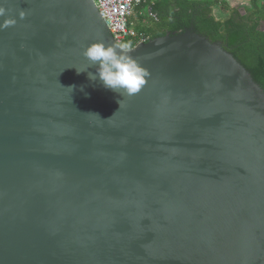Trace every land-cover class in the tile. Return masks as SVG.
<instances>
[{
  "label": "water",
  "instance_id": "95a60500",
  "mask_svg": "<svg viewBox=\"0 0 264 264\" xmlns=\"http://www.w3.org/2000/svg\"><path fill=\"white\" fill-rule=\"evenodd\" d=\"M0 5V264H264V90L219 42L138 43L121 97L93 0Z\"/></svg>",
  "mask_w": 264,
  "mask_h": 264
},
{
  "label": "trees",
  "instance_id": "16d2710c",
  "mask_svg": "<svg viewBox=\"0 0 264 264\" xmlns=\"http://www.w3.org/2000/svg\"><path fill=\"white\" fill-rule=\"evenodd\" d=\"M240 1L232 5L229 0H142L128 18L135 36L118 45L127 43L131 49L189 30L211 43L219 42L264 90V0ZM147 9L156 21L145 14Z\"/></svg>",
  "mask_w": 264,
  "mask_h": 264
},
{
  "label": "clouds",
  "instance_id": "9594fccd",
  "mask_svg": "<svg viewBox=\"0 0 264 264\" xmlns=\"http://www.w3.org/2000/svg\"><path fill=\"white\" fill-rule=\"evenodd\" d=\"M9 11L6 6L0 5V18L6 17ZM18 15L20 19H24L26 12L21 10ZM15 23V18L8 17L0 24V28L9 27ZM81 54L89 62L87 70L95 69V72H88L89 79L98 80L106 89L112 90L121 97H131L137 94L145 83L144 77L147 73L139 62L129 54L127 43L113 46L96 42L85 47ZM84 71L86 70H77V73ZM121 100L118 101L119 109ZM92 114L99 118L98 114ZM112 116L106 120H110Z\"/></svg>",
  "mask_w": 264,
  "mask_h": 264
},
{
  "label": "built area",
  "instance_id": "2783aa9c",
  "mask_svg": "<svg viewBox=\"0 0 264 264\" xmlns=\"http://www.w3.org/2000/svg\"><path fill=\"white\" fill-rule=\"evenodd\" d=\"M142 0H93L101 19L112 35L115 42H119L135 36V31L128 18L132 15L134 8ZM145 14L156 21V17L149 9Z\"/></svg>",
  "mask_w": 264,
  "mask_h": 264
},
{
  "label": "crops",
  "instance_id": "0c3cea01",
  "mask_svg": "<svg viewBox=\"0 0 264 264\" xmlns=\"http://www.w3.org/2000/svg\"><path fill=\"white\" fill-rule=\"evenodd\" d=\"M230 1V3L232 4V5H234V3H235V1H239V3L240 2H242V1H240V0H229ZM246 2L244 1V4H245ZM236 4V3H235ZM263 27H264V23H263Z\"/></svg>",
  "mask_w": 264,
  "mask_h": 264
},
{
  "label": "rangeland",
  "instance_id": "374dc122",
  "mask_svg": "<svg viewBox=\"0 0 264 264\" xmlns=\"http://www.w3.org/2000/svg\"><path fill=\"white\" fill-rule=\"evenodd\" d=\"M242 2H243V1H242ZM235 3H236V4H235ZM235 3H234L235 5H238L239 1H235ZM133 12H134V10H133ZM133 14H134V13H132V15H133ZM132 15H131V16H132Z\"/></svg>",
  "mask_w": 264,
  "mask_h": 264
}]
</instances>
